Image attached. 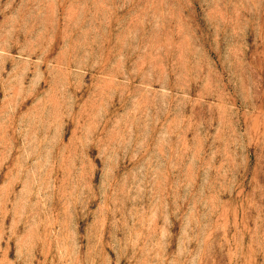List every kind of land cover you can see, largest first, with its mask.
Returning a JSON list of instances; mask_svg holds the SVG:
<instances>
[{"label": "rangeland", "instance_id": "1", "mask_svg": "<svg viewBox=\"0 0 264 264\" xmlns=\"http://www.w3.org/2000/svg\"><path fill=\"white\" fill-rule=\"evenodd\" d=\"M0 264H264V0H0Z\"/></svg>", "mask_w": 264, "mask_h": 264}]
</instances>
